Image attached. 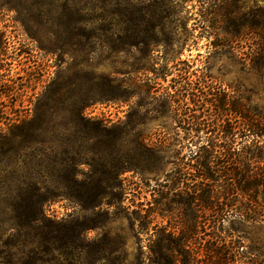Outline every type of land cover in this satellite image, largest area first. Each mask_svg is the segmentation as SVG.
<instances>
[{
  "label": "rangeland",
  "instance_id": "374dc122",
  "mask_svg": "<svg viewBox=\"0 0 264 264\" xmlns=\"http://www.w3.org/2000/svg\"><path fill=\"white\" fill-rule=\"evenodd\" d=\"M75 2L100 5L97 0ZM65 3L73 5L74 1L0 0V33L4 35L0 42V189H15L20 185L17 179L33 166L26 164L32 155L39 158L44 148L42 140H50L52 145L62 141L59 125L49 124L41 136L36 131L41 125L39 121L25 126L23 131L16 130L14 140L7 141V137L3 141L2 136L8 133L11 125L32 120L36 109H59L58 93L66 99L74 94L100 96L97 85L103 76L111 75L119 81L143 80L146 75L153 78V73L135 72L142 64L147 63L158 74L157 83L162 93L165 87H172L166 91L177 95L178 81L183 83L185 76L191 74V80L201 93L209 92L210 87L216 93H235L251 107L264 112V75L249 67L252 53L263 42L264 0H106L100 5L103 6L101 10L84 15L93 22L95 38L84 37L75 44L52 35L59 25L58 7ZM127 8L152 16L148 23L141 21L138 37L133 38L149 39L146 52L126 44L122 15H126ZM97 17H103L104 21L94 22ZM110 21L113 24L109 26ZM104 25L106 30H100ZM231 32H235L236 37ZM165 74L167 78H163ZM48 97L51 100L46 101ZM136 101V98L128 103L98 101L89 105L84 115L118 124L125 120ZM48 120H51L50 115ZM187 129V125L166 118L145 126L147 142L165 146L168 157L164 159L162 171L145 175L125 173L122 179L126 194L122 206L113 209L116 216L85 234L88 240L106 238L104 254L109 261L120 262L122 255L116 248L123 244L121 250L126 252V258L122 264H141V261L151 264L147 256L150 249L157 247L159 227L172 230L180 222V207L172 205L171 210H167L169 205L166 204L175 196L168 191L173 181H178L179 177L193 179L190 167L195 158L190 155L197 151L194 145L197 140H190L193 133ZM22 133L26 135L21 137ZM67 133L71 135L74 129ZM216 134L213 130L204 137L214 139ZM175 151L179 154L175 155ZM12 173L17 174L16 177L11 175L16 179L6 178ZM79 210L65 200L44 207L45 214L56 220L74 212L82 216ZM126 214L135 220L134 229L125 219ZM144 214L150 215L146 219L150 222L148 230L138 225L137 220L142 221L139 217ZM9 216L3 214L1 219L6 221ZM220 231L222 239L239 246L227 249L234 255V262L230 264H247L251 259L256 264L264 263V222L229 218ZM180 232L175 230L171 234L177 238ZM5 237L7 235L2 240H6ZM213 244L217 241L212 238V229L206 226V230L189 241L183 251L189 254L190 264H205L209 258L206 248Z\"/></svg>",
  "mask_w": 264,
  "mask_h": 264
},
{
  "label": "trees",
  "instance_id": "16d2710c",
  "mask_svg": "<svg viewBox=\"0 0 264 264\" xmlns=\"http://www.w3.org/2000/svg\"><path fill=\"white\" fill-rule=\"evenodd\" d=\"M73 1V5L65 3L58 7L59 25L52 35L75 44L84 37L95 38L93 22L84 15L101 10L103 6L100 5L106 0H97L100 5L90 6L87 2L81 5ZM127 9L126 15H122L126 44L146 52L149 39L136 41L133 38L140 31L141 21L148 23L152 16ZM97 21L104 19L97 17L94 22ZM253 26L249 25V28L253 29ZM104 27L100 30H106ZM3 38L0 33V42ZM261 40L263 42L252 53L249 67L264 75V33ZM135 72L153 73L154 76L128 81L103 76L102 82L96 84L100 96L74 94L66 99L58 93L59 109H36L32 120L11 125L8 133L2 136L3 141L7 137V141L14 140L16 130L23 131L35 121L41 122L36 128L41 136L51 123L62 128L60 144L52 145L50 140L40 142L44 144V150L38 159L32 155L28 160L26 164L33 166L18 177L20 185L15 189H0V264H122L126 258V252L121 250L123 244L116 248L122 255L120 262H111L104 254L106 238L88 240L85 234L116 216L113 209L122 206L126 194L122 179L125 173L145 175L163 170L168 149L162 144H149L145 134L149 122L162 118L187 125V130L193 133L190 140H197L194 144L197 151H190V157L195 158L190 167L192 181L179 177L171 187L163 186L175 194L166 205H169L167 210H171L172 205L180 207V222L172 230L159 227L157 247L150 249L147 260L151 264H190L189 254L183 248L207 226L212 229L217 246L213 244L206 248L209 258L205 264H230L234 262V255L228 250L239 246L221 238L223 223L229 218L264 222V112L251 107L235 93H216L213 87L208 89L209 92L201 93L189 73L183 83L178 81L176 95L166 91L172 87H165L161 92L162 87L159 89L157 83L159 76L147 63L139 65ZM167 76L165 74L163 78ZM172 81L175 82L174 78ZM133 98L137 99L136 103L125 120L118 124L84 115V110L95 102L128 103ZM48 100L51 97L46 98ZM73 129L74 133H67ZM213 130L217 132L215 138L205 139V134ZM53 141L56 142L55 138ZM46 150H49L48 154ZM174 154L179 153L175 151ZM11 175L16 177L17 174L12 173L6 178L16 179ZM59 200L79 207L83 215L74 212L64 219H51L45 214L44 207ZM3 214H9V219H1ZM142 216L139 217L142 221L137 220L138 225L148 230L150 222L146 219L150 215ZM125 219L134 229L135 220L128 214ZM175 230L181 231L177 238L171 234ZM5 235L6 240H2ZM247 264H256V261L251 259Z\"/></svg>",
  "mask_w": 264,
  "mask_h": 264
}]
</instances>
